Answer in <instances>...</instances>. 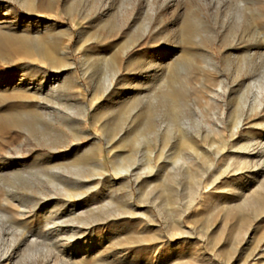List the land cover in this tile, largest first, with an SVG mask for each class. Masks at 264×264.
I'll use <instances>...</instances> for the list:
<instances>
[{
    "label": "rangeland",
    "instance_id": "obj_1",
    "mask_svg": "<svg viewBox=\"0 0 264 264\" xmlns=\"http://www.w3.org/2000/svg\"><path fill=\"white\" fill-rule=\"evenodd\" d=\"M262 67L264 0H0V264H264Z\"/></svg>",
    "mask_w": 264,
    "mask_h": 264
},
{
    "label": "bare ground",
    "instance_id": "obj_2",
    "mask_svg": "<svg viewBox=\"0 0 264 264\" xmlns=\"http://www.w3.org/2000/svg\"><path fill=\"white\" fill-rule=\"evenodd\" d=\"M260 54V53H259ZM252 57V56H251ZM251 61H253L251 59ZM257 61V60H256ZM260 64V63H259ZM261 67V66H259ZM255 69V68H254ZM262 69L264 70V68L262 67ZM258 73V72H257ZM260 74V73H259ZM251 75V74H250ZM246 76V75H245ZM262 76V75H261ZM264 76V75H263ZM248 81V80H247ZM253 80L251 79V82ZM258 81V80H256ZM263 81V79L261 80ZM255 82V81H253ZM262 83V82H261ZM258 84V83H256ZM254 83L250 84V86L252 87H255L257 90L255 91H252L251 89L249 90L250 93L252 94V100L251 99H245L244 101V104L242 106L239 107V109L237 110L238 111V114H236V117L235 119L233 120L232 122V126L230 127L231 130H230V136H234L238 130L244 125V124H247V122H250V120H252L253 118H257V115L260 113L261 109L260 107H262V110L264 109V85H256ZM245 85V83H244ZM243 85V86H244ZM247 86V84H246ZM249 86V87H250ZM246 92V91H245ZM176 96L178 95V92L175 93ZM162 95V94H161ZM173 95V94H172ZM169 96V95H168ZM250 97V95H249ZM169 98V97H168ZM245 98V97H244ZM174 100V99H173ZM165 101V100H164ZM177 101H172L170 102L171 106L173 107V109L176 108L177 106ZM169 104V103H168ZM164 107V106H163ZM82 108V107H81ZM166 108V107H165ZM154 109V108H152ZM168 110V109H167ZM176 110V109H175ZM236 111V110H235ZM171 112V111H170ZM169 113V112H168ZM223 114V112H221ZM149 116V115H148ZM170 116V115H169ZM177 116V115H176ZM150 117V116H149ZM222 117V116H221ZM86 119V114H85V109H83V112H82V115L80 118H76L74 119L75 122H83L85 121ZM145 119V118H144ZM176 120V119H175ZM122 122V121H121ZM120 123V122H119ZM160 123V122H159ZM74 124V123H73ZM112 125V124H111ZM114 125V124H113ZM112 125V126H113ZM180 125V124H179ZM111 126V127H112ZM115 126H116V123H115ZM160 126V125H159ZM158 126V127H159ZM162 126V125H161ZM258 127L262 128L264 130V123H257ZM123 127V126H122ZM157 128V127H156ZM122 129V128H121ZM154 129V128H153ZM135 130V129H134ZM83 131V130H82ZM121 131V130H120ZM143 131V130H142ZM135 132L139 133L140 132V128L136 129ZM144 134V132H143ZM140 136L142 134H139ZM152 135V134H151ZM143 136V135H142ZM146 136V134H145ZM136 137V136H135ZM145 138V137H144ZM99 139V138H98ZM189 140V139H188ZM188 140L185 139L184 135L180 136L179 138V143H186V144H189ZM188 141V142H187ZM163 142V141H162ZM119 143L120 145H122L123 147H129L131 148L134 143H136L135 141H133L131 138L129 137H122L120 140H119ZM164 144V143H163ZM185 144V146H186ZM191 144H189L188 146H190ZM109 146V145H108ZM159 146V145H158ZM254 146L253 148H250ZM191 147V146H190ZM259 147V148H258ZM159 149V148H158ZM257 149V150H256ZM238 150V149H237ZM239 152L241 153L240 156H239V162L240 164L242 165V167L244 168H251V167H258V169H256V173L259 175L262 174V168L260 166V164H257L254 160V157H257V156H261L262 152L264 151V138H259L258 140V137L255 136V135H251L249 138H247L245 140V142L239 147ZM161 152V150H159ZM251 151H255V152H251ZM129 152V151H128ZM150 153V152H149ZM110 154V153H109ZM133 155V153H131ZM151 154V153H150ZM116 155V154H115ZM114 155V156H115ZM118 156L120 154H117ZM160 156V155H159ZM216 156V155H215ZM110 157V156H109ZM113 157V156H112ZM123 157V158H122ZM128 157V156H127ZM83 158L86 160V161H90V160H93L94 157L92 156V151L91 149L88 150L86 152V154L83 156ZM126 158V155H123L119 158V161L122 162V159ZM130 158V157H129ZM218 158V156H217ZM237 158V157H236ZM261 158V157H259ZM238 159V158H237ZM257 159V158H256ZM264 159V158H263ZM262 159V160H263ZM97 162L92 163L91 165L89 164V166L91 167H94L97 165L98 168L101 169V171H105L107 172L108 169L106 168V163L103 159V157H99V158H96ZM260 160V159H259ZM258 160V161H259ZM126 161V160H124ZM111 164H112V167H113V170L117 173H130L132 171V168H134L133 166H135L137 164V162L135 161V163H133L132 165H126V166H123V165H116L114 164V162L111 160ZM139 164V163H138ZM264 166V165H263ZM83 167V166H82ZM90 167V168H91ZM240 167V169L242 168ZM84 168V167H83ZM85 169V168H84ZM92 169V168H91ZM251 170V169H250ZM135 171V170H134ZM238 170H236L237 172ZM247 171V170H246ZM91 173V172H90ZM98 174L100 173L97 172ZM255 173V172H254ZM103 175V174H102ZM92 176V175H91ZM255 176V175H254ZM95 178V177H94ZM254 178V177H253ZM258 179V178H257ZM263 186V184L261 183L260 186H258L259 188H261ZM246 187V186H245ZM258 189V188H257ZM249 191V190H248ZM247 191V192H248ZM262 191V190H261ZM244 194V192H243ZM257 194V197L255 198V200H252V206L254 207V209L256 210H259L262 208V211H264V195L263 194H260V193H256ZM78 195V194H77ZM247 195V194H246ZM77 197V196H76ZM252 199V198H251ZM244 200V199H243ZM242 201V200H241ZM250 202V201H249ZM245 203L246 201H244L243 203H239L238 205L234 206L233 209L237 210V211H241V209H244V206H245ZM251 207V206H250ZM253 210V209H252ZM228 213V210H226V214ZM263 213V212H262ZM76 214V213H75ZM74 214V215H75ZM52 220V219H51ZM59 220V219H58ZM52 222V221H50ZM49 222V223H50ZM55 222V221H53ZM75 222V221H73ZM56 223V222H55ZM54 223V224H55ZM62 223V222H61ZM83 224V223H82ZM47 225V224H46ZM56 225V224H55ZM81 225V224H80ZM59 226V225H58ZM79 227V225H78ZM76 229V228H75ZM59 230V229H58ZM60 232V230H59ZM63 232V231H62ZM38 238V237H37ZM37 240V239H36ZM36 245V244H35Z\"/></svg>",
    "mask_w": 264,
    "mask_h": 264
}]
</instances>
